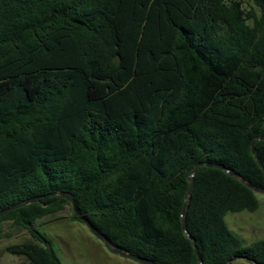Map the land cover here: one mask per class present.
<instances>
[{
    "label": "trees",
    "instance_id": "16d2710c",
    "mask_svg": "<svg viewBox=\"0 0 264 264\" xmlns=\"http://www.w3.org/2000/svg\"><path fill=\"white\" fill-rule=\"evenodd\" d=\"M261 136L264 0H0V211L37 197L0 223L29 231L6 247L29 264H62L35 227L62 192L155 264H199L186 233L200 264H264L225 220L259 206L240 178L264 188ZM197 163L223 169L194 171L184 231Z\"/></svg>",
    "mask_w": 264,
    "mask_h": 264
},
{
    "label": "rangeland",
    "instance_id": "374dc122",
    "mask_svg": "<svg viewBox=\"0 0 264 264\" xmlns=\"http://www.w3.org/2000/svg\"><path fill=\"white\" fill-rule=\"evenodd\" d=\"M259 206L255 211L228 212L225 220L244 245L264 237V191H255ZM70 205L62 211L38 219L35 227L50 237L62 264H142L112 252L79 220L72 217ZM0 264H29L22 255L6 250L11 244L31 239L29 231L11 220L0 223ZM229 264H256L245 258H234Z\"/></svg>",
    "mask_w": 264,
    "mask_h": 264
},
{
    "label": "water",
    "instance_id": "95a60500",
    "mask_svg": "<svg viewBox=\"0 0 264 264\" xmlns=\"http://www.w3.org/2000/svg\"><path fill=\"white\" fill-rule=\"evenodd\" d=\"M257 139H264V136H261V137H257V138H254L252 141H251V152L255 158V160L257 161L259 167L262 169V171L264 172V167L256 153V150H255V147H254V141L257 140ZM201 165H208V166H215V167H218V168H222V166L220 165H217V164H213V163H197L195 164L190 172H189V183H188V188H187V191H186V200L183 204V207L181 209V214H180V222H181V226H182V229L185 231V212H186V209H187V199L189 198V195H190V190H191V186H192V181H193V173L194 171L196 170V168L198 166H201ZM228 173L236 176V177H239L237 176V174H235L234 172L232 171H229V170H226ZM240 180L242 182H244L249 188H251L253 191H264V188H258L252 184H250L249 182L245 181L243 178H240ZM61 197H63L65 200L68 201L69 205H70V208L73 212L74 215H76L78 217V219L80 221H82L86 227L98 238L100 239L105 245H107L110 250L116 254H119L121 256H124V257H127V258H130V259H133L137 262H140L142 264H155L154 262H152L151 260H148V259H145V258H141L139 256H136L134 254H131L127 251H123V250H120L118 249L117 247H115L105 236H103L99 231H97L93 226L92 224L89 222V220L83 216L76 208V205H75V202H74V199H73V196L72 194L70 193H67V192H62L60 193ZM37 200V197H31V198H28L24 201H21V202H18V203H15L13 205H10L9 207L5 208V209H2L0 211V216L5 214L6 212H8L9 210L13 209V208H16L18 206H21L23 204H26V203H29V202H32V201H36ZM187 237L190 239L192 245H193V248H194V253L197 257V260L199 261V264H200V257H199V254H198V250L195 246V241L194 239L189 235L187 234ZM230 263V260L226 263V264H229Z\"/></svg>",
    "mask_w": 264,
    "mask_h": 264
}]
</instances>
